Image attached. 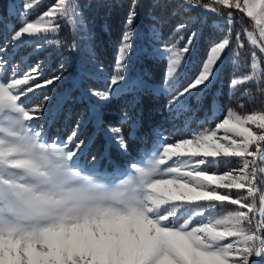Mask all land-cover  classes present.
I'll return each instance as SVG.
<instances>
[{
	"label": "snow or ice",
	"instance_id": "obj_1",
	"mask_svg": "<svg viewBox=\"0 0 264 264\" xmlns=\"http://www.w3.org/2000/svg\"><path fill=\"white\" fill-rule=\"evenodd\" d=\"M168 6L152 0L153 8ZM141 7L132 0L107 88L89 89L98 102L92 119L102 127L106 103L130 96L134 107L150 91L168 97L173 133H155L116 182L78 166L90 144L80 129L89 120L81 117L64 138L49 136L61 110L55 93L64 64L47 76L46 60L25 59L26 52L79 51L75 36L71 43L60 37L63 28L93 40L76 0H21L20 26L0 32V264H264V99L252 110L229 106L219 121L214 112L207 127L189 126L192 101L216 103L225 64H238L233 55L250 52L251 60L233 72L230 93L256 104L254 87L264 97V0H178L182 12L196 15L177 23L167 40L152 16L147 47L138 50ZM208 18L224 34L194 62L200 32L191 26ZM138 51L163 65L159 83L149 87L148 73L129 71ZM84 52L95 65L94 48L85 44ZM181 118L183 126L175 123ZM120 124L128 125V137L110 126V143L128 153L140 121L124 110Z\"/></svg>",
	"mask_w": 264,
	"mask_h": 264
},
{
	"label": "trees",
	"instance_id": "obj_2",
	"mask_svg": "<svg viewBox=\"0 0 264 264\" xmlns=\"http://www.w3.org/2000/svg\"><path fill=\"white\" fill-rule=\"evenodd\" d=\"M51 3L52 0H47ZM79 11L82 13L84 23L88 32L91 33L93 40L82 39L86 37L87 32L71 33L69 28H63L60 32V37L66 38L68 43H71L72 37L75 36L77 42L81 45V49L77 52H69L67 50H47L41 51L38 54L25 53V59L30 62H35L37 58L46 60L49 67L45 70L47 76L53 75L58 71L59 65L64 64L66 71L62 82H57V92L61 97V110L57 114L55 121L50 122L48 127L49 136L55 138L57 136L64 138L75 125L76 121L83 117L89 120L87 125H82L81 139L90 141L88 148L83 156L86 158H98L103 160L105 157L115 159L121 163L125 159H131L138 151L140 146L148 145L154 140L156 128H160L163 135L169 137L173 133V122L169 119L167 110L168 97L155 96L150 91L141 93L140 103L133 107L132 97L117 96L110 102L106 103L101 109L103 115V126L100 127L92 119L93 106L98 102L89 94V89L105 90L107 88V77H110L115 65L116 49L119 44V38L124 29V21L127 17L129 7L132 0H76ZM142 7L139 9L140 16L136 24L137 49H146V30L154 21L151 19L155 16L161 23L157 25L165 40L171 35L175 25L183 20L194 17V12L184 13L178 7V0H168L167 8H153L152 0H141ZM14 5L16 7H14ZM21 0H0V32L5 30V25L11 27L20 26L17 18V11ZM44 9H41L43 11ZM176 10L180 15L171 16V12ZM200 32V39L197 44L196 53L193 55V61H198L200 54L214 40L219 39L224 32L221 31V23L214 21L211 18L199 21L191 26ZM239 28V25L236 26ZM226 31V26L224 27ZM10 35V33H8ZM185 36L187 33L184 34ZM89 44L94 48L96 63L90 65L87 63L89 57L84 52V45ZM19 59V57H17ZM231 59L238 61L237 65H232L231 62L226 63L221 74L220 80L214 87L215 104H210L207 101L203 106H197L196 101H192L194 111L189 114V126L191 129H198L201 126L207 127L205 117L211 116L214 112H219L215 116V121L222 119L223 112L231 106L236 108L238 104L245 105L247 110H252L253 107L259 104L264 99L256 89H251V99L256 101L253 104L248 97H241V93L235 95L229 91V80L233 72L239 73L243 70L245 64H249L251 53L248 52L241 57L233 55ZM102 67L104 75L98 76L95 74V69ZM133 76L143 75L148 80L149 87L154 83H159L163 74V65L154 63L150 58H147L143 52L138 51L137 55L129 69ZM67 77V80H65ZM43 91V90H39ZM43 99L38 97L33 103ZM127 110L133 113L140 121V127L136 132V139H129L128 153L120 151L115 143H110L111 136L107 129L112 127H123L124 135L127 138L129 135L128 125H121L120 120L123 111ZM215 121L211 122V126H215ZM43 123V121H41ZM177 125L183 126V118L175 122ZM179 133L178 135H185ZM223 170V169H222Z\"/></svg>",
	"mask_w": 264,
	"mask_h": 264
},
{
	"label": "rangeland",
	"instance_id": "obj_3",
	"mask_svg": "<svg viewBox=\"0 0 264 264\" xmlns=\"http://www.w3.org/2000/svg\"><path fill=\"white\" fill-rule=\"evenodd\" d=\"M65 78H66L65 80H67V77ZM57 95H60V93H58ZM155 133H162V132L160 128H156ZM152 142H150L148 145L140 146L138 148L137 153L131 159H125L121 163L116 162L115 159L110 157H105L103 160H100L98 158L95 159L86 158L83 155L80 157L77 163L78 166L84 169L85 171L94 170L96 174L105 177L109 181L116 182L118 177V170L123 169L127 164H130L133 160L137 159L138 152L141 151L144 147H150Z\"/></svg>",
	"mask_w": 264,
	"mask_h": 264
}]
</instances>
